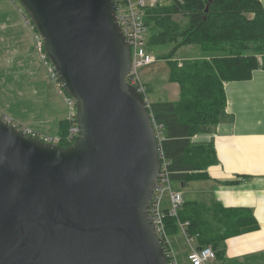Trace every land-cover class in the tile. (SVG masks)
<instances>
[{
    "label": "water",
    "instance_id": "95a60500",
    "mask_svg": "<svg viewBox=\"0 0 264 264\" xmlns=\"http://www.w3.org/2000/svg\"><path fill=\"white\" fill-rule=\"evenodd\" d=\"M19 2L74 100L78 134L45 142L0 116V264H168L149 213L158 138L126 79L115 1Z\"/></svg>",
    "mask_w": 264,
    "mask_h": 264
},
{
    "label": "trees",
    "instance_id": "16d2710c",
    "mask_svg": "<svg viewBox=\"0 0 264 264\" xmlns=\"http://www.w3.org/2000/svg\"><path fill=\"white\" fill-rule=\"evenodd\" d=\"M143 11L149 45L172 44L174 52L197 44L210 53L170 61L168 79L178 83L179 98L149 101L148 106L163 133L160 150L169 161L168 176L184 185L205 178L208 166L217 162L213 144L193 142L192 136L224 119L225 83L249 79L255 69H264V6L260 0H172L146 4ZM59 127L58 134L65 135L68 120ZM164 218L167 236L183 226L198 246H211L216 259L224 256L226 238L258 228L249 209L197 200H183L176 215Z\"/></svg>",
    "mask_w": 264,
    "mask_h": 264
},
{
    "label": "crops",
    "instance_id": "0c3cea01",
    "mask_svg": "<svg viewBox=\"0 0 264 264\" xmlns=\"http://www.w3.org/2000/svg\"><path fill=\"white\" fill-rule=\"evenodd\" d=\"M24 14L15 0H0V113L30 131L46 129L56 135L59 122L67 119L68 109L59 116L58 108L59 100L67 104L66 96L37 48L38 32L26 24ZM143 82L147 89L150 81ZM224 89V119L210 131L192 136L193 142L213 144L217 162L208 166L205 178L181 185L201 181L190 189L193 196L183 199L249 209L258 224L255 230L226 238L224 256L207 264H264V69H255L246 80L227 81ZM10 91H18L20 98L9 103ZM5 105L24 112L10 114ZM169 246L178 264H190L189 250L176 252L170 237ZM194 246L198 247L196 242Z\"/></svg>",
    "mask_w": 264,
    "mask_h": 264
},
{
    "label": "built area",
    "instance_id": "2783aa9c",
    "mask_svg": "<svg viewBox=\"0 0 264 264\" xmlns=\"http://www.w3.org/2000/svg\"><path fill=\"white\" fill-rule=\"evenodd\" d=\"M114 1H115V10L118 17V21L121 25V28L125 35L126 41L130 47V51L132 55L131 66L127 73L126 79L129 83L134 85L146 98V86L142 81L141 77L139 76L138 69L141 68L142 66L151 64L155 60V58L150 52L147 51L145 47V35L147 34V26L145 24L143 7L146 6V4L154 5L161 0H137L135 4H132L131 0H114ZM25 22L27 25L35 28L32 20L26 15H25ZM37 48L42 52L41 55L42 58L45 60V63L48 62L50 63L49 71L53 79L58 81L54 67L44 52L43 41L39 34H37ZM65 96L68 104L67 120L69 122V127L65 135L61 136L59 134L56 135L39 134L30 131L26 127L21 129L27 131L31 135H34L45 142H50L55 144H59L60 142H65L71 144L78 134L77 122L75 118L76 109H75L74 100L71 97H69L66 93ZM146 101H147V105L149 106V101L147 100V98ZM0 116H5L6 119L9 118L6 115H3L2 113H0ZM14 124L16 125V123ZM153 124L156 129V135L159 143L160 169L156 181V187L154 189V194L149 204V213L156 235L160 239V242L161 241L165 242V245L162 246L168 258V264H178V261L174 256L173 250L169 246V236H167L165 233L164 217L167 214L172 216L176 215L177 210L181 206L184 199L181 191L174 190L171 187L172 181L168 176V170H167L169 161L166 160L162 151L160 150V142L163 138V133L159 125H156L154 121ZM166 192H167V200H168L167 207L165 206L166 201L163 202V197ZM181 228H182L181 232L185 236L187 241L189 243L192 241L194 242V237L190 236V234H188V232L185 231V228L183 226ZM187 259L190 262V264H207L209 261L216 259V254L211 246H201L200 249H197V247L191 245L187 253Z\"/></svg>",
    "mask_w": 264,
    "mask_h": 264
},
{
    "label": "rangeland",
    "instance_id": "374dc122",
    "mask_svg": "<svg viewBox=\"0 0 264 264\" xmlns=\"http://www.w3.org/2000/svg\"><path fill=\"white\" fill-rule=\"evenodd\" d=\"M15 1L23 9L19 0H15ZM136 1L137 0H131V3L135 4ZM169 2L170 0L159 1L160 4L169 3ZM145 47L147 51L150 52L154 56L155 60L151 64L142 66L138 70H139V76L141 77V79H143V81H146V82L150 81L149 83L150 85H148V88L146 89V98L149 99L150 101H153V100L176 101L179 98L178 83L174 81H169L168 79V75L170 71V64H169L170 61H174V60L180 61V60L187 59V58H200V57L207 56V52L201 49V47L198 46L197 44L181 45L177 47L174 50V52H172L173 50L172 44L149 45L147 43V34L145 35ZM14 94L16 98H14ZM63 94L65 93L63 92ZM7 95L10 96L9 103H11L12 101H15V99L20 98V96L18 95V91H15V93L11 91L7 92ZM12 105L4 106V108H7L5 110L8 113L18 114L17 112H20V113L24 112V110H17V108L15 111H13V108L15 106L13 105L14 106L13 107ZM58 108L61 113L59 116H61L65 114L66 110L68 109V106L65 102L59 100ZM14 123H16V125L19 128H25L24 126H26L23 123H21V125L17 122H14ZM29 126L35 129V127H32L31 125ZM37 130H40L42 132L39 134H43V133L53 134L51 131H48L46 129H37ZM181 185L182 184L178 181L172 180L171 182L172 189L180 190L182 192L183 198L189 199L193 196L192 191L190 189H192V187H199L201 185V181L193 182L192 184H190V186L189 184L184 187ZM166 200H167V192L165 193L163 197V202H165ZM170 241H171L172 247L176 250V252L180 254H183L184 252L190 249L191 245H194V242L192 241L189 243L181 232L176 233L174 235H170Z\"/></svg>",
    "mask_w": 264,
    "mask_h": 264
}]
</instances>
